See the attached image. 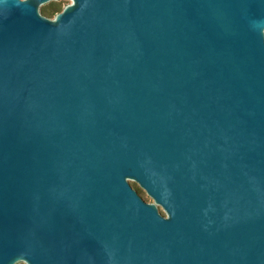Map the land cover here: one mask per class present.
I'll use <instances>...</instances> for the list:
<instances>
[{
  "label": "water",
  "instance_id": "1",
  "mask_svg": "<svg viewBox=\"0 0 264 264\" xmlns=\"http://www.w3.org/2000/svg\"><path fill=\"white\" fill-rule=\"evenodd\" d=\"M0 264H264V0H0Z\"/></svg>",
  "mask_w": 264,
  "mask_h": 264
}]
</instances>
